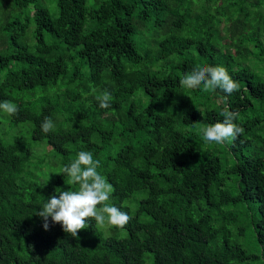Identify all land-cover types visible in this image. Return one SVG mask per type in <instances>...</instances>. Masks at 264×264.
<instances>
[{
	"label": "trees",
	"instance_id": "obj_1",
	"mask_svg": "<svg viewBox=\"0 0 264 264\" xmlns=\"http://www.w3.org/2000/svg\"><path fill=\"white\" fill-rule=\"evenodd\" d=\"M263 124L264 0H0V264H264Z\"/></svg>",
	"mask_w": 264,
	"mask_h": 264
},
{
	"label": "rangeland",
	"instance_id": "obj_2",
	"mask_svg": "<svg viewBox=\"0 0 264 264\" xmlns=\"http://www.w3.org/2000/svg\"><path fill=\"white\" fill-rule=\"evenodd\" d=\"M98 1H100V0H86V5H87V7L88 8H93V7H95L96 6V4H97V2ZM86 26H88V24L86 25ZM85 26V27H86ZM85 30V29H84ZM264 125V124H263ZM248 235H251V233H249L248 231L246 232ZM246 241H248L247 239H246ZM241 242H244L243 240L241 241ZM249 243H250V241H248ZM252 250H258V249H253V248H251ZM258 260V259H257Z\"/></svg>",
	"mask_w": 264,
	"mask_h": 264
},
{
	"label": "clouds",
	"instance_id": "obj_3",
	"mask_svg": "<svg viewBox=\"0 0 264 264\" xmlns=\"http://www.w3.org/2000/svg\"><path fill=\"white\" fill-rule=\"evenodd\" d=\"M104 231V229H102ZM107 232V231H106Z\"/></svg>",
	"mask_w": 264,
	"mask_h": 264
}]
</instances>
